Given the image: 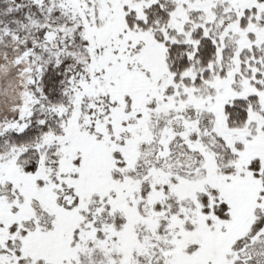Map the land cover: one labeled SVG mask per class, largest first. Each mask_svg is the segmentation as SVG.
Returning a JSON list of instances; mask_svg holds the SVG:
<instances>
[{
	"label": "snow or ice",
	"instance_id": "obj_1",
	"mask_svg": "<svg viewBox=\"0 0 264 264\" xmlns=\"http://www.w3.org/2000/svg\"><path fill=\"white\" fill-rule=\"evenodd\" d=\"M0 264H264V0H0Z\"/></svg>",
	"mask_w": 264,
	"mask_h": 264
}]
</instances>
